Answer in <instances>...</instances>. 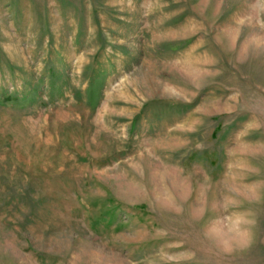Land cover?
<instances>
[{
    "label": "rangeland",
    "instance_id": "1",
    "mask_svg": "<svg viewBox=\"0 0 264 264\" xmlns=\"http://www.w3.org/2000/svg\"><path fill=\"white\" fill-rule=\"evenodd\" d=\"M0 264H264V0H0Z\"/></svg>",
    "mask_w": 264,
    "mask_h": 264
}]
</instances>
